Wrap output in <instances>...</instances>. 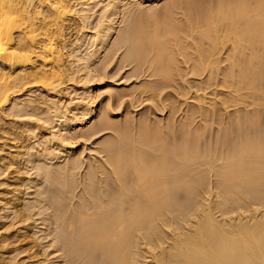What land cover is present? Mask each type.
<instances>
[{
  "label": "bare ground",
  "instance_id": "obj_1",
  "mask_svg": "<svg viewBox=\"0 0 264 264\" xmlns=\"http://www.w3.org/2000/svg\"><path fill=\"white\" fill-rule=\"evenodd\" d=\"M89 1L0 0V133L20 127L6 118L9 110L16 115L25 110L32 117L33 121L25 131L30 137L35 136L31 138L38 135V123L42 119L51 124L52 129L51 136L39 133L36 140L41 142L34 141L36 147H40L37 150L28 143L26 152L19 151L16 145H12L14 150L7 149L6 152L0 145V174H5L8 168L16 173L15 178H7L8 173L0 183L8 187L0 192V231L5 234L18 223L23 232L22 237H15L17 240L22 238L23 241L32 233L30 227L36 225L31 224L35 222H31L32 200L23 197L26 192L22 188L30 189L38 183L18 176L23 174L24 168L28 172L37 168L38 174L43 173L48 180H54L52 185H60L56 192L57 200L61 201L58 203L65 204L63 200H69V215L64 214L67 211L64 209L66 217L61 219L66 221L69 229V264H264V143L258 136L242 139L237 146L235 143L222 147L220 154L203 152L200 140L193 146L184 143L167 150L158 137L149 142L141 137L138 140L131 137L128 123L122 129L114 126V131L112 116L107 114L93 128L82 131L83 137L88 136L86 139L103 129L110 130L111 126L116 134L99 143L103 155L97 151L101 157L95 158L85 169L83 190L79 195L75 193L79 186L75 174L80 171L82 162L77 154L74 153L75 157L68 153L71 152L69 140L76 134L71 135L75 128L73 122L80 125L93 119L99 103L96 98L85 103L84 97L87 100L92 96L87 91L89 96L64 101L59 87L68 80L75 84L85 78L83 81L87 83L101 77L103 70L100 72V69L104 67L94 72L93 66L115 30V15L125 0H111L109 9L102 16L106 20L98 25L92 51L86 56L66 53L68 30L79 18L89 23L93 10ZM102 1L95 0L96 4ZM172 17L167 15L163 25L154 19L152 23L137 22L126 27L121 43L127 46L125 60L138 66L153 54L151 64L155 74L161 78L171 77L176 61L172 39L183 53L187 47L176 37L180 27ZM205 20L201 39H207L210 47L204 49L201 41L197 44L201 62L217 49L223 27L228 34L233 33L235 53L251 47V56L261 61L264 0H223ZM83 39L79 35L70 42L80 45ZM69 55L74 69L66 63ZM232 63L238 65L236 56ZM215 64L216 60L212 59L210 65ZM79 72L81 78L77 81L74 77ZM239 75L237 91L242 88V83L254 86V76L248 77L243 68ZM40 88L46 91L41 97L34 90ZM24 94L27 97L22 101L20 96ZM108 105V110H112L110 101ZM116 113L113 111L112 114ZM17 132L23 131H15L16 141L27 139L28 135L21 139L22 135L19 137ZM53 142L57 145L52 144V150ZM54 147L59 155L53 153ZM60 153L65 154L63 163ZM53 155L60 157L59 162L53 161ZM44 191L47 192V188L38 194ZM30 193L27 191L26 194ZM181 199H187V203L183 205ZM9 217H12L11 221L7 220ZM35 228H32L34 236L41 240L46 237L44 233L39 234L41 228ZM4 234L0 236V264H9L11 255L15 259L28 247L11 248L10 236ZM57 244H52L53 252L59 251ZM45 260L47 257L37 262L40 264Z\"/></svg>",
  "mask_w": 264,
  "mask_h": 264
},
{
  "label": "rangeland",
  "instance_id": "obj_2",
  "mask_svg": "<svg viewBox=\"0 0 264 264\" xmlns=\"http://www.w3.org/2000/svg\"><path fill=\"white\" fill-rule=\"evenodd\" d=\"M221 1L223 0H125L120 3L115 15V30H113V33L107 39L104 49L100 51L102 53H100L98 61L93 66L94 72L96 69L104 67L100 69V72L103 70L101 77L97 76L93 81L87 82L90 84L83 81L86 80L85 78L80 80L82 82L75 83L76 85L73 81L68 80L60 85V90L57 88L64 101L65 99L70 101L72 97H74V100H77L80 96V98H83V96L90 93L92 95L91 97L89 96L90 94L88 95L90 98L87 97L86 100V97H84L85 103L86 101L89 103L93 101L92 98H96L97 103H99L97 115L93 119H88V122L80 125H77V121L73 122V126L76 129L74 128L71 131V135L76 134H74L75 136L72 135L73 137L71 136L72 140H69V151L71 152L68 153L70 155L77 154L79 160L82 162L80 171L77 172L78 174H75V178L78 179L79 183L78 188L75 189V193L79 195L83 190L82 184L86 181L85 171L89 164L95 158L101 157V153L103 155L100 145L105 139H109L116 134L114 132L115 127L119 126L122 129L123 125L125 126L127 123L130 125L131 137L136 140L141 137L143 138L141 140H147L148 142L152 138L158 137L167 150H173L182 146V144L184 145V143L193 146L197 143V140H200L198 142L203 152H218L220 154L222 147L227 148V146H233L235 143L237 146V143L242 142V139L252 136L260 137V140L264 143V47H260L261 61H259V58L251 56V47L245 48L241 53H235V45L232 39L233 33L228 34L227 29L223 27L219 33L221 40L218 42L217 49H215L213 55L205 56L204 61H200L197 44L201 41L204 49H209L208 47H210V42L207 39L203 41L201 39L202 31L206 28L205 19L209 12L217 9ZM89 2V6L93 9L91 10L93 13L91 12L92 16L89 23H85L79 18V21L74 23L72 29L68 30L67 38L69 39V45L64 49L66 53L72 54L73 52L74 54L86 56L95 48L98 25L101 21L106 20L102 16L109 9L111 0H103L99 4H96L95 0H90ZM167 15L173 16L174 22L180 27L175 35L182 39L183 45L187 47L185 46L186 53H183L179 45L175 44L174 39H172L176 64L175 62L173 63L174 67L171 77L161 78L155 74L154 66L151 64L153 54L148 55L145 62L141 65L135 66L134 63L129 64L124 57L125 53H127V46L121 45V43L123 42L122 34L124 29L136 25L137 22V24L142 22L152 23L154 19L159 21L160 25H163ZM83 24H85L84 28ZM79 35H82L84 38L80 45L70 42L72 39L75 40ZM234 56L238 59V65L232 63ZM71 57L69 55V61L67 60L66 63L71 69H74V65L70 61ZM212 59L216 60V64L213 66L210 65ZM240 68L245 70L248 77L254 76L255 81L254 86L242 83V88L237 91V85L240 80ZM79 75H81L80 72L75 74L74 78H77V81L81 78ZM40 89L34 90L41 97L46 91ZM86 91L89 93L86 94ZM110 92L112 93L111 95H109ZM26 97L27 94H24L20 96V99L23 101ZM108 101H110L112 110H108ZM26 109L28 111L29 108L27 107ZM113 111L118 113L114 115L112 114ZM8 113L9 115L6 118L13 120L17 125L20 124L21 128H13L12 130L10 128L8 132L0 133V145L6 148V152L14 150L12 145L19 146V151L26 152V144L28 143L33 145L34 149H38L40 147H36L37 145L35 144L40 141L36 140L39 139L40 134H51V124L48 125L44 122L45 119H42V122L38 123L40 128L39 132H36L38 135L36 138H31L35 136L32 135L30 137L25 131H27L28 125L32 123V117H29L25 110L21 115L12 114L10 110ZM107 114L112 116L111 122L114 123V131L111 126L109 127L110 130L103 129L89 139L85 138H88V136L83 137V130L89 129L91 126L93 128L95 124L100 123L102 118L107 117ZM77 116L83 118L81 114ZM55 121L54 124L52 123L53 125L56 124L57 121ZM17 130L23 131V133L17 132V135L18 133L20 135H18L19 137L22 135L21 139L27 135L29 138L27 136V139L24 138L26 140L23 142L16 141L14 134H16L15 131ZM79 132H82L80 133L81 136ZM52 144L54 145V142ZM53 145L51 147L52 150ZM56 145L55 142L54 146ZM54 149L53 153H59L56 147ZM32 151L35 152L34 150ZM97 151L101 152L100 155ZM54 155V162L60 160V157L62 163L65 161V154L64 156L63 154L62 156L60 155L58 158L57 155L59 154ZM24 156L27 155L25 154ZM35 165L37 164L35 163ZM11 169L8 168L7 171L6 168L7 172L4 171L5 174L3 172L2 175L0 174V183L3 179L5 180L8 173L9 176L7 178H11L10 176H14L15 178L16 173H12ZM22 171L23 174L21 172L20 174L22 175L18 177L21 176L20 178H27V180H29L28 178L34 179V183H38V186L30 189L22 188L25 189L24 192L26 193L27 191L31 192L30 194L25 193L23 195L21 193L24 198L28 199L29 197V200H32L33 211L31 209L30 214L33 218L30 220L31 222H35L31 223L29 219L28 221L36 225H30L32 226L30 227L32 233H29V237L27 238L23 236L25 239L23 241L22 238L18 240L15 238L17 235H21L22 237L21 232L23 230L19 229L21 224L17 223L8 229L5 234L3 231H0V233L10 236L8 241L11 242V248L20 245H27L28 247L25 251L15 256V259L11 255V263L9 264H38L37 260L45 257L49 261L45 260V262L40 264H69V229L66 227V221L61 220L66 213L69 215V200L67 199L68 202L63 200L65 204L61 203L60 205L58 202L61 201L57 200L58 193H56L60 185L58 186V184L54 183L55 187H52L54 180L51 181L52 178L48 180L49 178L43 173L38 174L37 168L31 169L29 172L24 168ZM3 188L4 190L8 189L6 185L0 184V192H3ZM43 188H47L48 191L38 194ZM66 195H69V193ZM66 198L69 197L66 196ZM181 200L183 205L187 203V199ZM26 201H24L22 208L25 207ZM7 220L11 221L12 217L7 218ZM33 227L41 228L39 229V234H45L44 240L34 236ZM35 230L37 231L38 229L35 228ZM32 235L33 237L30 238ZM54 242L58 243L59 251L57 252H53L52 244ZM56 255H60V257H55ZM51 260L53 263L50 262Z\"/></svg>",
  "mask_w": 264,
  "mask_h": 264
}]
</instances>
